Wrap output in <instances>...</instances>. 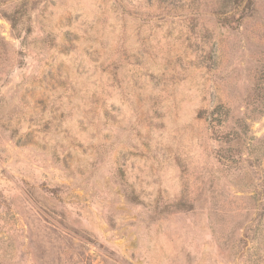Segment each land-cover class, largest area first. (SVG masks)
Wrapping results in <instances>:
<instances>
[{
  "label": "rangeland",
  "instance_id": "rangeland-1",
  "mask_svg": "<svg viewBox=\"0 0 264 264\" xmlns=\"http://www.w3.org/2000/svg\"><path fill=\"white\" fill-rule=\"evenodd\" d=\"M0 264H264V0H0Z\"/></svg>",
  "mask_w": 264,
  "mask_h": 264
}]
</instances>
